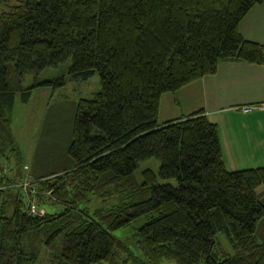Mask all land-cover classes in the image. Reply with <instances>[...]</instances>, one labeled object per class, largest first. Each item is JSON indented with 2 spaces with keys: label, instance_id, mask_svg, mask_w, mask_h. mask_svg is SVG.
Here are the masks:
<instances>
[{
  "label": "trees",
  "instance_id": "1",
  "mask_svg": "<svg viewBox=\"0 0 264 264\" xmlns=\"http://www.w3.org/2000/svg\"><path fill=\"white\" fill-rule=\"evenodd\" d=\"M263 3L15 0L0 12V158H19L15 98L27 103L33 89L64 84L59 77L23 87L25 74L70 60V78L99 82L90 99L77 101L70 166L32 182L36 205L57 202L62 211L31 214L16 195L7 216L0 200V264H264L255 235L264 216L255 196L264 167L226 170L217 128L201 110L157 123L163 93L214 74L222 62L264 65V43L246 41L238 30ZM148 158L175 184L157 183L149 169L138 184L133 172ZM11 183L0 177V198ZM90 196L114 204L77 209ZM140 218L135 236L144 260L112 235ZM218 233L232 254L220 248Z\"/></svg>",
  "mask_w": 264,
  "mask_h": 264
},
{
  "label": "rangeland",
  "instance_id": "2",
  "mask_svg": "<svg viewBox=\"0 0 264 264\" xmlns=\"http://www.w3.org/2000/svg\"><path fill=\"white\" fill-rule=\"evenodd\" d=\"M14 3L15 0H0V12L7 11ZM69 63L70 60H67L55 67H47L37 74H25L22 78L21 85L23 87H29L37 81L59 77L64 78V84L55 89H33L27 103H21L18 97L15 98L11 130L20 151L19 158L17 160L0 158V169L2 165L8 167V171L2 176L7 175L12 180L10 189L4 192L0 198L1 203L5 200L4 207L7 216L12 213L16 195L27 208V199L30 198L28 190L36 189L34 186L32 187L33 180L40 176L60 172L71 164L67 148L71 141V129L77 101L90 99L98 91L99 82L97 76L84 81L70 78ZM146 169L153 172L157 183L175 184L174 179L159 177V162L155 158H148L137 164L133 176L138 184L142 182V171ZM15 176H18L21 181H28L29 185L25 189L18 186L15 183ZM113 204V200L102 201L95 196H90L87 202L78 204L77 209L91 213L98 208H110ZM36 208L42 210L43 213L56 214L62 211L63 206L57 202L45 201L36 205ZM144 221L145 218L137 219L112 232L117 240L121 241L135 257L141 260L145 258L137 248L135 234ZM216 241L224 252L233 253L231 245L223 234L218 233ZM118 258L120 260L121 256ZM99 264L106 263L100 262ZM160 264L174 263L162 260Z\"/></svg>",
  "mask_w": 264,
  "mask_h": 264
},
{
  "label": "crops",
  "instance_id": "3",
  "mask_svg": "<svg viewBox=\"0 0 264 264\" xmlns=\"http://www.w3.org/2000/svg\"><path fill=\"white\" fill-rule=\"evenodd\" d=\"M238 30L244 40L264 43V3L247 12ZM262 102L264 65L222 62L214 74L203 76L172 93H163L159 98L157 123L201 110L217 128L226 170L264 167V110L248 113L240 110L242 106ZM255 196L264 203V185L255 190ZM255 235L257 241L264 244V216L256 226Z\"/></svg>",
  "mask_w": 264,
  "mask_h": 264
},
{
  "label": "built area",
  "instance_id": "4",
  "mask_svg": "<svg viewBox=\"0 0 264 264\" xmlns=\"http://www.w3.org/2000/svg\"><path fill=\"white\" fill-rule=\"evenodd\" d=\"M255 109L264 110V102L257 103V104H252V105H245V106H242L240 108V110L243 113H248V112H250L252 110H255ZM7 171H8V167L6 165H2L1 169H0V177H2L3 173H5ZM15 183H17L18 186H21L24 189L29 185L28 181H26V180L25 181H21V179L19 177L17 178V181H15ZM28 192L30 193V195H29L30 198L27 199V208L26 209L31 214L42 215L43 214L42 210L37 209L36 208V204H35V199H36V196L39 194V192L36 189H33V188H30L28 190ZM49 194H50V192L47 193V195H49Z\"/></svg>",
  "mask_w": 264,
  "mask_h": 264
}]
</instances>
